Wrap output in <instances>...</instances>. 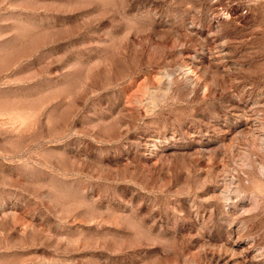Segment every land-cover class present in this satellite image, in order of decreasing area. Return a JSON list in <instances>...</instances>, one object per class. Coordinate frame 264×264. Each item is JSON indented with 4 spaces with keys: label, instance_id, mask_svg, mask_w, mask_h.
<instances>
[{
    "label": "rangeland",
    "instance_id": "1",
    "mask_svg": "<svg viewBox=\"0 0 264 264\" xmlns=\"http://www.w3.org/2000/svg\"><path fill=\"white\" fill-rule=\"evenodd\" d=\"M0 264H264V0H0Z\"/></svg>",
    "mask_w": 264,
    "mask_h": 264
}]
</instances>
